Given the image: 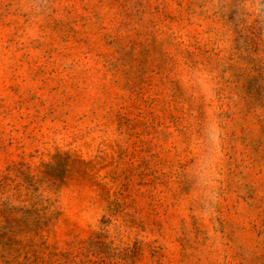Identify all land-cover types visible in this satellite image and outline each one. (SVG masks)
Listing matches in <instances>:
<instances>
[{"label":"rangeland","instance_id":"obj_1","mask_svg":"<svg viewBox=\"0 0 264 264\" xmlns=\"http://www.w3.org/2000/svg\"><path fill=\"white\" fill-rule=\"evenodd\" d=\"M0 264H264V0H0Z\"/></svg>","mask_w":264,"mask_h":264}]
</instances>
